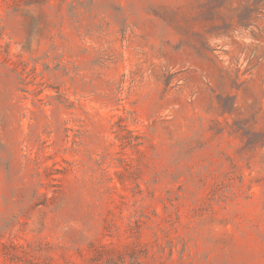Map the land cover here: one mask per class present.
<instances>
[{"label": "rangeland", "instance_id": "rangeland-1", "mask_svg": "<svg viewBox=\"0 0 264 264\" xmlns=\"http://www.w3.org/2000/svg\"><path fill=\"white\" fill-rule=\"evenodd\" d=\"M0 264H264V0H0Z\"/></svg>", "mask_w": 264, "mask_h": 264}]
</instances>
